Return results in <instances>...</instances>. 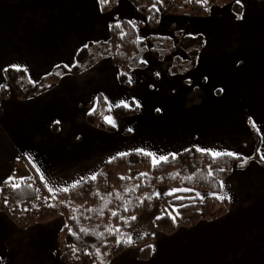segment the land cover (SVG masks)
<instances>
[{"label": "crops", "instance_id": "0c3cea01", "mask_svg": "<svg viewBox=\"0 0 264 264\" xmlns=\"http://www.w3.org/2000/svg\"><path fill=\"white\" fill-rule=\"evenodd\" d=\"M36 2L41 6L27 24L19 8H0V89L8 95H0V188L6 181L38 175L54 195L91 178L113 157L139 149L158 156L196 147L247 158L257 153L261 161L251 160L223 183L228 214L171 236L138 220L132 240L147 226L156 237L151 258L140 260L139 250L129 249L110 264H264V2L241 0L239 16L228 5L208 17H192L190 32L204 43L186 74L158 70L150 75L137 68L127 87L116 80V66L108 58L94 67L104 81L112 79L100 91L70 88L71 80L85 72L65 76V91H57L58 86L19 100L5 68L19 65L35 82L56 65L72 67L77 52L105 29L98 0L99 11ZM99 93L110 108L108 117L115 114L113 132L90 126L87 112H79L82 104L94 107ZM134 100L141 105L136 114L122 119L115 113L122 102L135 105ZM65 225L59 217L22 229L0 211V264H65L57 255V235ZM212 227L217 230L197 233Z\"/></svg>", "mask_w": 264, "mask_h": 264}, {"label": "trees", "instance_id": "16d2710c", "mask_svg": "<svg viewBox=\"0 0 264 264\" xmlns=\"http://www.w3.org/2000/svg\"><path fill=\"white\" fill-rule=\"evenodd\" d=\"M130 1L147 18V26L152 30L159 27L162 13L204 18L210 15L214 6L228 5L233 6L238 16L242 11L236 0H207L206 3L204 0H161L155 3V7L154 0ZM98 3L102 13L108 14L117 6L118 0H98ZM109 29L110 39L107 42L89 43L82 47L72 67L56 66L39 83L31 81L24 69L18 71L7 67V71H3L4 77L19 100H29L54 89L65 75H80L97 61L111 58L119 70L121 82L129 85L132 70L146 68V64L142 63L147 51L146 41L139 38L135 25L128 20L111 21ZM176 35L182 41L181 47L190 56L189 60L178 62L177 72L184 74L194 67L204 40L201 36ZM151 42L163 55L166 53L164 48L171 41L167 37L155 36ZM174 69L173 66L170 70L173 72ZM0 95L3 99L8 97L4 88L0 89ZM132 106H118L115 112L120 117L132 116L138 112V108ZM108 112V104L99 94L96 105L86 115V122L95 128L113 132L116 128L106 122ZM255 137L259 141L257 132ZM251 160H260V157L255 153L250 158L221 155L214 159L209 154L191 149L153 168L151 157L144 152L133 151L113 157L95 174V181L89 178L71 187L70 192L51 194L38 175L6 181L0 188V211L22 229L64 217L66 225L57 235V253L65 264H110L129 249L139 250L140 260L146 261L152 256L156 237L148 234L132 240V232L138 217L152 212L160 201L157 189L191 190L163 198L170 207L178 206L181 213L193 211L195 214L191 219L180 220L165 211L156 219L155 230L171 236L180 228H192L202 220L215 221L228 214V200L219 196L223 183L235 170L245 169ZM141 173L147 175L141 176ZM199 191L209 194L207 203L210 213L207 215L201 212L202 203L197 197Z\"/></svg>", "mask_w": 264, "mask_h": 264}, {"label": "rangeland", "instance_id": "374dc122", "mask_svg": "<svg viewBox=\"0 0 264 264\" xmlns=\"http://www.w3.org/2000/svg\"><path fill=\"white\" fill-rule=\"evenodd\" d=\"M49 2L51 3V5L56 6V7L58 5H59V7L69 6L73 10L76 8L87 7L89 10L96 9L97 11H99V6L97 3V0H49ZM49 2L47 4H49ZM118 4L110 13L105 14V16H104L105 17V21H104L105 22V25H104L105 29L103 27L104 32L102 31V27L100 29V31L103 32V34L101 36H98V38L96 40H90L87 44L107 42L110 39V38H108V36H109L108 31L110 32V29L108 28V22L110 23L111 21L118 22L121 20H128L129 22H131L132 24L135 25L137 32H138V35H139V38L141 40L146 41V44H147V51L143 56V60L147 61V63H145V64H146V68L148 67V69L142 68V70H146V72H142V74L143 73H148V74L150 73V75H152V73H155V71H158V70L161 71V73L169 71L172 75L180 74L179 72H177V69H176L179 66L178 62L189 60L190 56L181 47L182 41L180 40L179 37H177L176 34H179L182 36H188L189 35V36L195 37V35H193V33L190 32L194 28V26H193L194 20L192 19V17L185 15V14L177 16V15H170L167 13H162L161 21H160V25H159L158 29L152 30V29L148 28V26H147V18L142 16L138 12V10L135 8V6L133 5V3L131 1L124 2L122 0H118ZM2 5H4V7H8L9 9L10 8H17V9L19 8L21 10V13H22L20 18H23L25 24H27V23L32 22V19H33L32 13L36 10V5L41 6V2L37 3L36 0H0V8L2 7ZM214 7L212 8L211 12L213 10L216 11L215 9L218 8V6H214ZM228 7L229 6H227V8ZM219 8H225V6L219 7ZM155 36L162 37V38L167 37L171 41L164 48L166 50V53L163 55H161L153 47V44L151 42V38H153ZM87 44H85L84 46H86ZM104 59H108V58H104ZM104 59H102V60H104ZM102 60H100V61H102ZM100 61H97L95 64L90 66L85 71V72H88V75L85 74L81 77L73 78V80H71L70 85H69L70 88H75L76 89L75 91H77V90L78 91H100V88L106 86L107 84L108 85L112 84V79L109 78V81H107V80L104 81V76L103 75L101 76V74L99 73L100 70L94 68L96 66V64H98ZM60 65L66 66L64 64H60ZM56 66H59V65H56ZM173 66L175 67V69L172 72L170 69H172ZM53 69L46 74H42L41 77L36 79V81L34 83L41 82L44 78H46L53 71ZM116 69L118 72V78L116 77V80L119 79V81L121 82V80L119 78V70L117 67H116ZM85 72H83L82 74H84ZM82 74H80V75H82ZM184 74H186V73H184ZM80 75H77V76H80ZM65 76H68V75H65ZM64 77H62V79L60 80V83L58 84V86H60V87H59V90H57V91H65V88L67 87L66 86L67 81L64 79ZM262 77H263L262 81L264 82V76H262ZM130 78H131V73L129 75V79ZM255 81H257L259 83V79H256ZM62 82H63V84H61ZM129 83H130L129 85H131V82H129ZM129 85H125V86L128 87ZM58 86H56V87H58ZM9 89H10V87H9ZM49 91H52V90H49ZM99 94L102 95L101 93H99ZM88 106L89 105H87V104H82V106L80 105V107H82V109H80L79 112L83 113V115H84V113L87 112L86 113V115H87L94 108V107L88 108ZM121 106H123V105H121ZM78 107L79 106H77L76 108L79 110ZM129 107H133V106L129 105ZM109 113H110V108H109V112L106 116V120H107V118H111V117L114 118L115 117L114 113H111L110 116L108 117ZM86 115H85V118H86ZM120 118L123 119L126 117H120ZM96 129H98V128H96ZM99 130H101V129H99ZM123 130H124L123 132H126L125 129H123ZM42 131H44V130H42ZM173 190L174 189H166V188L157 189L156 193H157L160 201L155 205L152 212H145V213L141 214L138 217L137 221L138 220L139 221L140 220H143V221L147 220L146 221L147 223L150 222V225H148V226L153 225L155 228L156 219H158V217L163 216L165 211H167L170 215H172L176 219L186 220V219L193 218L195 216L193 211L181 213L178 209V206L174 205V206L170 207V205H168L169 202L163 199L165 197H168L169 195H172ZM208 196H209V194H207V193H204L201 191L197 192V197L200 199V201L202 203L201 212L204 215H207L210 213V209H209V206L207 203V197ZM219 196L222 198H225L223 194H220ZM168 200H170V199H168ZM142 215H144V216H142ZM153 226H151V227H153ZM146 227L147 226L144 227L142 225L141 229H143V232L141 233L139 238H142L143 236L150 234L149 233L150 231H148L146 229ZM212 228H214V229L213 230L208 229V230H204V231H199L197 233L198 234H202V233L208 234L210 232H215L217 230L216 227H212ZM57 255H58V253H57Z\"/></svg>", "mask_w": 264, "mask_h": 264}, {"label": "snow or ice", "instance_id": "6c2138e0", "mask_svg": "<svg viewBox=\"0 0 264 264\" xmlns=\"http://www.w3.org/2000/svg\"><path fill=\"white\" fill-rule=\"evenodd\" d=\"M160 2H161V0H154L153 7H155V3H160ZM204 2L206 3L207 0H204ZM236 3H237V4H240V3H241V0H236ZM157 10H158V9H157ZM239 18H241V17H238V19H239ZM122 38H123V37H121V39H122ZM142 63H147V61H142ZM65 67H67V66H65ZM12 68H14V69H16V70H18V71L22 70V69L20 68L19 65H13ZM4 71H7V69H5ZM24 71H26V69H24ZM157 75H159V74H157ZM205 79H206V78H205ZM129 82H131V79H129ZM220 91H222V90H220ZM133 103L135 104V106H136L137 108L141 107V105H140V103H139L138 101H135V100H134ZM122 105H123V107H125V108H128V107H129V105H128L126 102H122ZM156 111L159 112V111H161V110H160V109H156ZM106 122H107L108 124H110L112 127H116L114 121H113L111 118H107ZM56 123L59 124L60 122H59V121H56ZM129 131H131V129H130ZM195 150H196L197 152H201V153L209 154V155H211L214 159H215V158H218V157L221 156V155H228V156H236V155H237V154L232 153V152H225V153L213 152V151L210 150V149L200 148V147H196ZM137 151H138V152H144L143 149H139V150H137ZM185 151H191V149H185ZM121 155H124V154H121ZM146 155H148L149 157H151L153 168H155L158 164H161V163H167V162L169 161V158H170V157H171L172 159H176L177 156H178L177 153H170L169 155H160V156H158V155L155 154V153H146ZM261 159L264 160V156H262ZM241 166H242V165H241ZM221 170H223V169H221ZM144 175H147V174H146V173H141V176H144ZM121 178L123 179V177H121ZM82 179H83V177H82ZM90 179H91L92 181H95V180L97 179V176H96V175H93ZM78 184H79V181H77L76 184L72 185V187L74 188V187H76ZM61 191L70 192L71 189L68 188V187H65V188L61 189ZM180 191H191V190H190V189H174L173 192H172V194H175L176 192H180ZM49 192H50V193L53 192V189H49ZM146 199H147V198H146ZM113 215H115V213H113ZM132 219H135V217H132ZM158 219H159V217H158Z\"/></svg>", "mask_w": 264, "mask_h": 264}]
</instances>
